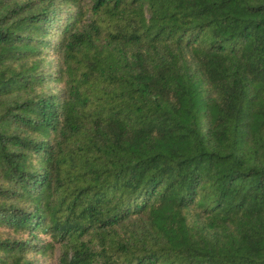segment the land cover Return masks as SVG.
Listing matches in <instances>:
<instances>
[{
  "label": "trees",
  "instance_id": "trees-1",
  "mask_svg": "<svg viewBox=\"0 0 264 264\" xmlns=\"http://www.w3.org/2000/svg\"><path fill=\"white\" fill-rule=\"evenodd\" d=\"M0 264H264V0H0Z\"/></svg>",
  "mask_w": 264,
  "mask_h": 264
},
{
  "label": "rangeland",
  "instance_id": "rangeland-1",
  "mask_svg": "<svg viewBox=\"0 0 264 264\" xmlns=\"http://www.w3.org/2000/svg\"><path fill=\"white\" fill-rule=\"evenodd\" d=\"M54 62H56V61H54Z\"/></svg>",
  "mask_w": 264,
  "mask_h": 264
}]
</instances>
